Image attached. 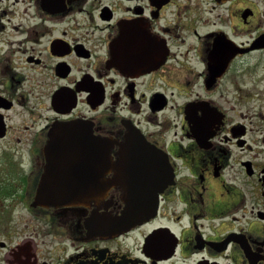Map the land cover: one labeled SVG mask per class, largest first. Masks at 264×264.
<instances>
[{"label":"flooded vegetation","instance_id":"1","mask_svg":"<svg viewBox=\"0 0 264 264\" xmlns=\"http://www.w3.org/2000/svg\"><path fill=\"white\" fill-rule=\"evenodd\" d=\"M67 122L105 141L55 164L97 195L33 205ZM133 175L155 211L94 231ZM0 236V264H264V0H0Z\"/></svg>","mask_w":264,"mask_h":264},{"label":"water","instance_id":"2","mask_svg":"<svg viewBox=\"0 0 264 264\" xmlns=\"http://www.w3.org/2000/svg\"><path fill=\"white\" fill-rule=\"evenodd\" d=\"M80 129V125L74 122L57 124L52 130L51 140H48L45 148V153L48 155L49 165L45 169V173L41 178L38 191L35 194L33 205H62L77 202H84L88 199H93L97 195L94 191H82L81 184L73 180L71 167L64 166L60 171L57 170L55 164L60 162L70 163V159L59 158L58 154H66L72 152H80L79 148L74 149V146L86 147L84 150L89 153H106L102 147L105 144L104 140H73L72 133ZM129 141V140H128ZM140 140H130V142L121 144L124 145L121 153L132 154L137 151L132 146L139 145ZM144 143L143 141H141ZM137 143V144H136ZM153 148L151 152H153ZM148 151H150L148 149ZM145 152V151H144ZM108 153H110L108 151ZM126 156V155H125ZM122 156L123 160H128ZM110 159V157H109ZM101 157L95 155L89 161L100 163ZM101 171V168L97 169ZM95 177V176H94ZM122 178V179H121ZM138 175L133 176H118L114 179H121L124 187L123 199L126 203L124 210L120 215H107L103 222H93L91 226L94 231L105 234H120L129 230L134 225L148 219L156 209L154 204L153 192L149 190L148 177H145V182L137 183ZM110 183H113V181ZM109 183V185H110ZM148 188V189H147Z\"/></svg>","mask_w":264,"mask_h":264},{"label":"rangeland","instance_id":"3","mask_svg":"<svg viewBox=\"0 0 264 264\" xmlns=\"http://www.w3.org/2000/svg\"><path fill=\"white\" fill-rule=\"evenodd\" d=\"M27 218H29V216H28V215H27ZM28 220H29V219H28ZM23 226H24V224H19V225H18V227H19V228H21V227H23ZM0 238L2 239L3 237H2V236H0Z\"/></svg>","mask_w":264,"mask_h":264}]
</instances>
